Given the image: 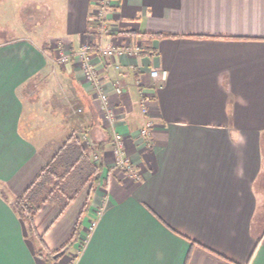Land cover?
Returning a JSON list of instances; mask_svg holds the SVG:
<instances>
[{"label":"crops","instance_id":"1","mask_svg":"<svg viewBox=\"0 0 264 264\" xmlns=\"http://www.w3.org/2000/svg\"><path fill=\"white\" fill-rule=\"evenodd\" d=\"M0 6L33 24L0 42V264H46L42 246H70L54 264H264V0H114L102 42L95 0ZM86 43L115 122L75 55ZM101 43L143 51L117 72ZM116 133L141 181L116 167ZM72 135L96 146L100 183L87 211L90 186L64 211L44 204L31 232L15 198Z\"/></svg>","mask_w":264,"mask_h":264},{"label":"trees","instance_id":"2","mask_svg":"<svg viewBox=\"0 0 264 264\" xmlns=\"http://www.w3.org/2000/svg\"><path fill=\"white\" fill-rule=\"evenodd\" d=\"M93 151L86 150L80 139L72 135L48 160L27 192L15 198L16 208L31 232L35 231L34 218L44 204L64 211L88 186L90 191L84 211L89 209L102 175V165L92 160ZM77 234L75 230L74 239ZM38 253L46 264H54L58 260L55 256L60 252H51L42 246Z\"/></svg>","mask_w":264,"mask_h":264},{"label":"built area","instance_id":"3","mask_svg":"<svg viewBox=\"0 0 264 264\" xmlns=\"http://www.w3.org/2000/svg\"><path fill=\"white\" fill-rule=\"evenodd\" d=\"M114 5V0H95V12H94V23L98 28V33L100 34L101 42L103 38L111 35L114 32L113 26L109 21V9ZM61 48V47H60ZM62 52L59 55L58 62L63 65H67L71 62V53L61 50ZM143 51V46L141 43H138L135 48H131L126 46L125 48H120L118 46H102L99 47V53L111 62L115 71H120L121 65L116 62L117 58L120 56H128L129 58H134L137 55L141 54ZM81 58L84 70L86 75L90 81H92L93 85L96 88L98 97L101 99L103 103V112L105 114V118L107 121L115 122L117 120V115L114 108L109 104V98L106 91L103 88V85L99 81L98 73L94 67L92 61L93 50L90 43L84 44L76 54ZM152 77L155 79H166V72L159 73L158 71H152ZM114 89L119 94L123 92V83L121 77L117 76L114 79ZM144 114H148V109L145 105H143ZM154 130V125L152 122H147L145 127L140 131V136L143 138L151 137ZM88 146L93 150L96 146L92 141L88 138H85ZM114 144H113V154L115 165L119 168L123 173L127 175L128 178L134 181L142 180V173L138 170L135 165L129 159L126 153L125 140L122 135L116 133L114 135ZM93 159L100 163L101 158L100 154L97 152L93 153ZM94 226V225H93Z\"/></svg>","mask_w":264,"mask_h":264},{"label":"rangeland","instance_id":"4","mask_svg":"<svg viewBox=\"0 0 264 264\" xmlns=\"http://www.w3.org/2000/svg\"><path fill=\"white\" fill-rule=\"evenodd\" d=\"M13 7L16 9V5L14 6L13 4L10 5V7ZM1 7V6H0ZM4 10V11H0V19L1 17H3V22H5V26L6 28H3L1 27V24H0V42L1 41H6V40H10V39H18L20 38L21 36L25 35L26 37H32V33L28 32L24 29V31L22 30L23 28V25L26 27H32L33 24L28 22V21H25L24 19V23L23 20L19 17V14L17 11L15 10ZM22 14V13H21ZM23 17V16H22ZM0 23H1V20H0ZM21 27V29H20ZM22 30V31H21ZM20 31V32H19ZM22 32V34H20ZM57 46L61 47L63 46L62 44H58ZM63 49V48H62ZM62 52V51H61ZM60 52V53H61ZM59 53V54H60ZM59 63V62H58ZM63 65V64H62ZM95 87V86H94ZM104 88V87H103ZM105 90V88H104ZM117 93V92H116ZM118 94V93H117ZM121 94V93H119ZM98 96V94H97ZM103 116V115H102ZM104 120L106 121V118H105V114H104ZM82 136H79V139H81ZM84 138V137H83ZM87 140V139H85ZM87 146H88V143H86ZM90 148V147H89ZM92 160L97 163L94 159H93V154H92ZM98 164V163H97ZM261 200L263 201L264 200V195H261ZM28 224V223H27ZM67 248H70V246H66L64 248L65 252H67L69 249ZM63 250V251H64Z\"/></svg>","mask_w":264,"mask_h":264},{"label":"water","instance_id":"5","mask_svg":"<svg viewBox=\"0 0 264 264\" xmlns=\"http://www.w3.org/2000/svg\"><path fill=\"white\" fill-rule=\"evenodd\" d=\"M64 253H65V250L62 251V252H60V253H58V254L55 256V258H58L60 255H62V254H64Z\"/></svg>","mask_w":264,"mask_h":264}]
</instances>
